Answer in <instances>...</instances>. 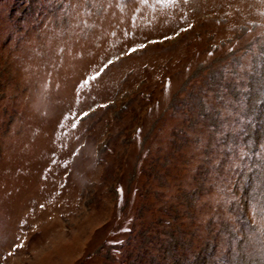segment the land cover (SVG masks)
<instances>
[{
	"label": "rangeland",
	"instance_id": "rangeland-1",
	"mask_svg": "<svg viewBox=\"0 0 264 264\" xmlns=\"http://www.w3.org/2000/svg\"><path fill=\"white\" fill-rule=\"evenodd\" d=\"M262 206L264 0H0V264H264Z\"/></svg>",
	"mask_w": 264,
	"mask_h": 264
},
{
	"label": "snow or ice",
	"instance_id": "snow-or-ice-1",
	"mask_svg": "<svg viewBox=\"0 0 264 264\" xmlns=\"http://www.w3.org/2000/svg\"><path fill=\"white\" fill-rule=\"evenodd\" d=\"M167 2H169V3H174V2H176V0H167ZM185 2L187 3L188 0H185ZM192 27H193L192 25H189V26H188V28H192ZM181 30H182V31H187L188 29H181ZM177 35H178V33H177ZM164 39H171V37H167V36H165ZM153 43H155V41H153ZM139 47H140V48H143V47H145V45H140ZM135 50H136V49H132L131 51L134 52ZM210 55H211V53H210ZM110 63H112V61H109V64H110ZM105 67H107V65H105ZM96 75L99 76L100 74L97 73ZM92 79H96V76H93ZM86 82H87V81H86ZM262 207H264V206H262Z\"/></svg>",
	"mask_w": 264,
	"mask_h": 264
}]
</instances>
